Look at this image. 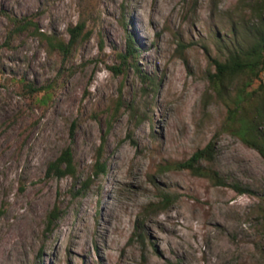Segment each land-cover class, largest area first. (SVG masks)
<instances>
[{
	"label": "rangeland",
	"instance_id": "374dc122",
	"mask_svg": "<svg viewBox=\"0 0 264 264\" xmlns=\"http://www.w3.org/2000/svg\"><path fill=\"white\" fill-rule=\"evenodd\" d=\"M250 2L0 0V264H264V158L224 130L208 80ZM7 16L32 25L11 33ZM78 26L68 55L39 36ZM213 141L202 166L227 186L167 168ZM68 147L76 177H48Z\"/></svg>",
	"mask_w": 264,
	"mask_h": 264
},
{
	"label": "trees",
	"instance_id": "16d2710c",
	"mask_svg": "<svg viewBox=\"0 0 264 264\" xmlns=\"http://www.w3.org/2000/svg\"><path fill=\"white\" fill-rule=\"evenodd\" d=\"M248 8L250 21L244 29L246 37L240 41L241 38L235 33L231 47L222 48V51L227 50L223 59L214 58L211 61L214 70L209 73L208 80L215 95L227 106L224 130L238 137L248 147L257 150L264 158V80L261 78L264 72V0H251ZM7 17L15 26L11 33L28 30L32 25L29 20L21 21L12 16ZM83 29V26L71 28V39L68 42L44 32H40L39 36L46 42L50 53L59 51L68 55L82 38ZM135 54L136 48L130 38L127 53L119 54V57L124 64ZM257 82L259 85L254 88ZM215 144L213 141L195 153L190 160L169 165L167 168L186 170L195 176L209 179L216 186H227V181L220 177L217 171L202 166L203 162L210 163L214 160ZM95 167L94 177L107 173V163L102 154L97 157ZM76 174L77 167L71 147L66 148L48 167V177L75 178ZM91 178L83 182L75 194L76 197H81L90 189ZM233 187L241 195L250 194L248 189L239 185ZM158 205L153 206L168 208L169 196L163 195ZM55 213L56 211L49 217L50 232L59 219V214Z\"/></svg>",
	"mask_w": 264,
	"mask_h": 264
},
{
	"label": "bare ground",
	"instance_id": "6f19581e",
	"mask_svg": "<svg viewBox=\"0 0 264 264\" xmlns=\"http://www.w3.org/2000/svg\"><path fill=\"white\" fill-rule=\"evenodd\" d=\"M22 237L25 238V235L23 234Z\"/></svg>",
	"mask_w": 264,
	"mask_h": 264
}]
</instances>
